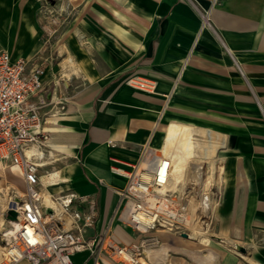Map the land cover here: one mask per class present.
Wrapping results in <instances>:
<instances>
[{
  "label": "crops",
  "instance_id": "0c3cea01",
  "mask_svg": "<svg viewBox=\"0 0 264 264\" xmlns=\"http://www.w3.org/2000/svg\"><path fill=\"white\" fill-rule=\"evenodd\" d=\"M18 1L0 0V7H10L30 35L0 42V49L11 59L37 52L50 66L34 97L45 104L42 139L32 148L45 195L73 191L93 199L87 235L112 223L122 243L134 241L116 218L126 177L112 167L129 169L146 144L163 150L168 129L181 125L200 143L190 159L212 163L218 180L227 168L231 175L212 220L228 240L264 239V230L253 228L264 227V217L252 207L264 210V157L257 155L264 123L253 118L264 111V0H63L59 9L74 16L58 41H40L42 28ZM134 77L152 81V89L134 87ZM191 236H181V256L163 243L148 249L151 264H236L232 250L201 246ZM72 259L94 262L86 248ZM247 260L264 264V248Z\"/></svg>",
  "mask_w": 264,
  "mask_h": 264
},
{
  "label": "built area",
  "instance_id": "2783aa9c",
  "mask_svg": "<svg viewBox=\"0 0 264 264\" xmlns=\"http://www.w3.org/2000/svg\"><path fill=\"white\" fill-rule=\"evenodd\" d=\"M49 69L44 62L11 59L8 51L0 49V162L17 166L25 182L24 197L15 207L17 227L2 247L1 264L21 260L75 264L72 255L83 248L90 250L93 264H100L104 258L141 264L139 243H122L109 225L91 237L87 235L95 224L93 199L73 191L46 198L42 192L32 148L42 139L40 108L45 103L34 97L43 90V76ZM130 82L143 90L153 87L152 81L144 78L134 77ZM170 163L171 157L163 150L146 144L129 169L112 167L126 177L116 212L120 223L141 234L173 230L190 234L186 232L190 228L188 195L169 186ZM80 203H87L86 208H78Z\"/></svg>",
  "mask_w": 264,
  "mask_h": 264
},
{
  "label": "rangeland",
  "instance_id": "374dc122",
  "mask_svg": "<svg viewBox=\"0 0 264 264\" xmlns=\"http://www.w3.org/2000/svg\"><path fill=\"white\" fill-rule=\"evenodd\" d=\"M20 6H27L31 9L34 24L36 26H40L42 30L39 34V40L40 41H58V35L63 33L65 29L69 25V20L74 15L70 10L67 8L65 9H59V4L63 2V0H19L18 1ZM64 4V3H62ZM18 28H20V35L18 33ZM30 35L29 30L26 31L23 24L20 25L17 20V17L15 16L14 12L10 7L7 5H2L0 7V42H8V41H20L19 38H23L26 34ZM43 33V34H42ZM0 46H2L0 44ZM26 59H29L30 62H40L42 60H38L37 52H34L29 57H23ZM41 58V57H40ZM258 114L253 115L254 123H257L258 121L264 123V111L257 110ZM255 118L259 119L258 121L255 120ZM257 121V122H256ZM255 128V125L253 126ZM262 133H264V130H262ZM196 147L199 146V142L193 140ZM196 142V143H195ZM197 144V145H196ZM164 145V144H163ZM196 153L192 156L195 157ZM261 157H264V151L259 152ZM253 159H258L254 157ZM186 171H185V177L187 173V169L192 170L200 166L198 170L197 176H200L197 178L196 181L191 183L187 186H177V190L180 193H183L185 195H188V207L192 204L190 198H195L197 205L199 206L200 212L196 217L198 218L196 229H201L203 226H205V232H203L202 237H206L210 241V245L212 247H224L227 249L232 250L236 256L237 261L236 264H253L251 261L247 260L248 258H253L256 252V249H262L264 248V239L262 240H256L253 239H245V238H233L232 241H240V245L236 242L233 244L231 240L226 239V234L222 231L221 225L219 220L214 219L212 220L211 216V209L214 205H217V202L223 203L224 199L229 193V187L231 184V175L228 174V168L227 171L222 173V177L220 180L216 179L217 172L214 171V168L209 170V166L212 163L205 162L197 164L194 160H187L186 161ZM215 163V162H214ZM227 163V160L225 159V164ZM202 166H204L202 168ZM0 246L1 248L5 245V243L9 240L10 234L9 232L3 233L4 230H7L10 228V225L8 223V220L10 217H8V213L10 209H15L16 204H18L24 197L25 194V182L23 179V176L21 174L20 169L17 166H14L10 163H4L0 162ZM201 171H205L204 177L206 174L210 175L209 179L210 182L207 184V182L204 183V181L201 179ZM221 176V174H220ZM261 176V175H260ZM202 183V184H201ZM201 185V186H200ZM209 186V187H208ZM205 187V188H203ZM203 192H205L203 194ZM252 195H254V190H252ZM255 198L253 197L251 203L253 205L255 204ZM210 202V204H209ZM254 210H256L254 213L255 215L264 217V210L257 209L256 206H252ZM264 220V219H262ZM16 221V220H15ZM208 222V224H207ZM261 222V221H259ZM112 223H110V230H112ZM215 226V227H214ZM258 230H264V227H253ZM125 229L130 233L131 238L134 239V241L139 243V250H140V257L142 258L140 260L141 264H151L152 260L149 259L147 252L148 249L156 248L159 244L163 243L166 246H168L169 251L174 256H181V253L176 249L177 244H179V240L181 239V236L184 234L179 231H158L154 233L149 234H141L136 230H132L129 227L125 226ZM114 232V231H113ZM186 232L192 234L190 237V240L196 242L199 239V234L194 232V228L190 227L186 229ZM115 233V232H114ZM208 234V235H207ZM210 234V235H209ZM148 244V245H147ZM202 246V245H201ZM207 246V245H206ZM239 246V247H238ZM2 250V249H1ZM111 263L114 262L111 260ZM189 262H191L190 259H188ZM238 262V263H237ZM1 264V260H0ZM119 264H127V263H119Z\"/></svg>",
  "mask_w": 264,
  "mask_h": 264
},
{
  "label": "bare ground",
  "instance_id": "6f19581e",
  "mask_svg": "<svg viewBox=\"0 0 264 264\" xmlns=\"http://www.w3.org/2000/svg\"><path fill=\"white\" fill-rule=\"evenodd\" d=\"M173 125L167 131V135H166L165 142L163 145V151H164V154L171 157V163H170V165H171V176L169 179V186L171 188H177V186L180 184L183 187V186H187L191 183H194L197 180V178L200 177V176H197L198 172L196 171L200 168V166H198L197 168L192 169V170L187 169V173H186V177H185L186 163H187L186 161L188 159H190L195 153L198 152L197 148H199V147L195 146V144L193 142V138H192L193 136L192 137L190 136V131L188 130V128H186L185 126L183 127L181 125L180 126H176V125L173 126ZM194 133H196V132H194ZM205 141H207V140H205ZM199 146H200V144H199ZM204 151H201V152H204ZM26 152L29 153V150H27ZM202 154H204V153H202ZM197 155H198V153H197ZM196 163L200 164V163H204V162H196ZM213 165H214V163H213ZM210 166H212V164ZM203 167L204 166H202V168ZM212 168H214V167L212 166ZM201 172H202L201 173V176H202L201 179L204 181L203 184H205V182H207V184H208L210 182V179H209L210 175L206 174V176L204 177L205 171H201ZM196 182H198V181H196ZM203 188H205V187H203ZM204 193L205 192H203V194ZM44 196L46 198H48V195H44ZM190 200H191L192 204L190 205V207L187 206V209H188L189 214H190V220H189L190 227L194 228V232L199 234L200 237L198 239V243L201 245H204V246H206V245L209 246L210 241L206 237H202V235H203L202 233L205 232V230H206L205 229L206 225L203 226L201 229H196L197 222H198V218L196 217V215H198V213L200 212L199 206L196 203L197 200H195L194 197L190 198ZM209 204H210V202H209ZM1 222H2V220L0 221V223ZM8 223L10 225V228H8L7 230H4L3 233L9 232V234L11 236L17 227V219L15 218L12 220H8ZM207 224H208V222H207ZM187 235H192V234H185L183 236H187ZM1 249L2 248L0 246V260L2 258V250ZM141 259L142 258L140 257L139 261Z\"/></svg>",
  "mask_w": 264,
  "mask_h": 264
},
{
  "label": "water",
  "instance_id": "95a60500",
  "mask_svg": "<svg viewBox=\"0 0 264 264\" xmlns=\"http://www.w3.org/2000/svg\"><path fill=\"white\" fill-rule=\"evenodd\" d=\"M16 215H17V212H16V210L15 209H10L9 210V213H8V217H10V219L12 218V219H15L16 218Z\"/></svg>",
  "mask_w": 264,
  "mask_h": 264
}]
</instances>
